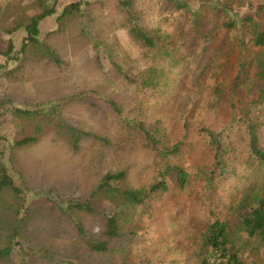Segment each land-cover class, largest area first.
<instances>
[{"label": "rangeland", "instance_id": "374dc122", "mask_svg": "<svg viewBox=\"0 0 264 264\" xmlns=\"http://www.w3.org/2000/svg\"><path fill=\"white\" fill-rule=\"evenodd\" d=\"M128 1L147 28L161 26L175 34L191 19L192 12L172 10L164 0ZM76 2L82 4V17L61 27L65 29L61 32L56 16L64 6ZM53 4V0H0V23L17 14L31 17ZM189 5L190 11L196 9L192 1ZM232 5L228 12L232 18L251 15L245 4L234 1ZM55 9L56 14L40 24L42 46L37 50L28 47L18 54L23 34L0 33V50L7 51V41L11 40L14 50L10 56H17V60L7 61L0 52V172H7L22 191L19 197L9 190L0 193V250L7 246L12 249V255L1 258L0 264H187L185 261L191 256L183 249L188 242L185 231L189 222L206 218L196 193V177L191 180L189 191L178 193L169 188L160 193L157 202L136 211L128 208L126 213L101 192H92L106 174L120 171L126 174L117 183L120 189L148 186L164 162L189 164V171L195 172L202 150L199 143H203L197 128L214 125L217 131H223L229 122L226 115H219L217 120L214 116L192 120L198 125L185 134L179 153L157 155L138 124L161 121L170 128L171 142H175L184 137L179 111H173L172 99L169 103L162 99V106L156 99L149 104V98L135 84L112 68L109 56L113 57L111 61L123 63V69L131 75L134 72L126 62L142 60L145 52L129 42L127 17L120 12L117 0H57ZM83 27L89 31L82 32ZM223 33L215 37L216 42L209 44L203 55V61H209L220 53L208 77L219 79L222 74L229 77L233 72L237 54L227 45L229 36ZM199 46L204 48L207 44L199 42ZM49 51L57 54L58 63L51 59ZM187 74L176 76L183 87L192 80V74ZM173 91L176 90L172 88L166 95ZM206 101L203 99L198 111L204 110ZM191 106L189 102L184 107L189 112ZM27 137H34V141L15 146ZM231 137L240 144L234 139L236 133ZM240 157L236 155L233 166L240 173L217 188L218 199L220 196L224 200L225 191L234 185L249 183L250 178L244 177L248 174H241L247 162ZM86 201H90L94 212L72 207ZM114 215L118 219L119 239L112 242L107 253L97 255L88 249L87 241L105 239V218ZM18 220L20 227L16 229ZM256 264H264V256Z\"/></svg>", "mask_w": 264, "mask_h": 264}, {"label": "trees", "instance_id": "16d2710c", "mask_svg": "<svg viewBox=\"0 0 264 264\" xmlns=\"http://www.w3.org/2000/svg\"><path fill=\"white\" fill-rule=\"evenodd\" d=\"M164 1L172 10L192 12L188 25H182L175 34L169 33L161 26L145 27L128 0H117L120 12L127 17L129 42L145 52L142 60L129 59L126 62L127 68L134 72L131 75L123 69V63L111 61L112 56L108 57L110 64L116 74L135 84L136 88L149 98V104L156 99L162 106L164 100H169V103L172 99L171 107L174 108L173 111L175 108L179 111V122L184 137L171 142L173 137L171 130L168 126L164 127L161 121L145 126L139 123V130L157 155L167 157L179 153L184 145L185 134L190 132L191 127L198 125L192 120L214 117L217 120L219 115L224 114L229 122L223 131H217L214 125L197 128L196 133L203 143H199L202 156L198 155L199 163L195 172L189 171V164L172 165L164 162L160 163L157 175L148 186L122 189L117 183L125 179V172L106 174L92 195L101 192L126 213L128 208L136 211L139 207L149 206L154 200L157 202L160 193L167 192L169 188L178 193L189 191L191 180L196 177L195 185L199 187L196 193L199 194L198 201L206 211V218L195 223L189 222L185 231L188 242L183 249L190 252L191 260H186L185 263H259L264 256V0ZM191 1L196 5V9L192 11L189 5ZM234 1L245 4L251 15L243 18L237 15L236 18H232L228 12L233 9ZM53 2L52 7L31 17L14 14L16 15L14 18L0 23V33L9 35L20 31L23 34L18 54L28 47L37 50L42 46L39 27L42 21L56 14L57 0ZM81 5L80 2H76L64 6L56 16L58 26L65 28L76 22L77 17L81 18L83 12ZM64 28H61V32L65 31ZM84 29L88 30L87 27H83L82 32ZM221 31L224 32L223 36L230 37H227V45L235 49L237 56L231 75L224 77L222 74L218 79L216 76L208 75L220 53L217 52L215 58L209 61H203V55L208 45L216 42L215 37ZM199 42H204L207 46L202 48ZM7 44V51L0 50L1 54L7 61L17 60L16 55L10 56L14 50L11 40L7 41ZM96 47L105 52L103 47ZM48 53L51 59L58 63L57 54L51 51ZM2 67L0 65V70ZM184 72H187V75L192 74V80L187 82L185 87L178 83L179 78L176 80V76ZM172 88L176 91L168 93L167 96L166 93ZM191 92L194 93L193 97ZM225 96L227 100H224ZM203 99H207L205 108L198 111ZM189 102H192V106L188 112L184 106ZM112 106L113 110L117 111L113 103ZM16 111L31 114L30 111ZM69 130L77 133L74 128ZM234 133L237 134L234 139L240 144L233 141L231 135ZM78 134L81 135L80 132ZM76 140L78 141L79 137H76ZM33 141L34 137H27L17 141L15 146ZM241 154L243 157H240ZM236 155L247 162L246 169L241 171V174H248L244 177H249L250 181L246 185H234L230 191H225L224 200H221L220 196L218 199L217 188L225 180L240 173L233 167L236 164ZM170 184H173V187H170ZM5 190H9L15 197L22 194L12 178L2 170L0 193ZM72 207L78 211L94 212L90 201L75 203ZM18 225L16 229L20 227L19 220ZM118 231L116 215L106 217L102 231L105 239L87 241L88 249L97 255L107 253L112 242L119 239ZM79 232H83L80 227ZM11 252L10 246L0 250V259L11 256Z\"/></svg>", "mask_w": 264, "mask_h": 264}]
</instances>
